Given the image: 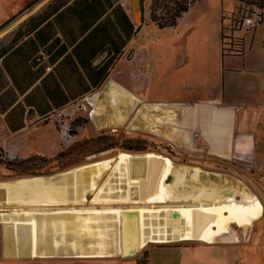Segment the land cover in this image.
<instances>
[{
	"label": "crops",
	"instance_id": "crops-1",
	"mask_svg": "<svg viewBox=\"0 0 264 264\" xmlns=\"http://www.w3.org/2000/svg\"><path fill=\"white\" fill-rule=\"evenodd\" d=\"M29 1H21L16 8L7 10L0 17V24ZM143 4L141 0L140 22L135 24L130 0H67L41 24L30 27L5 52L0 53L1 159L15 162L33 155L46 158L58 153L67 143L60 145L61 136L54 118L67 106L94 93L104 83L91 101L97 110L90 120L95 130L125 129L135 126L131 120L144 118L146 121L140 127L180 148L192 142L194 133H197L211 155L250 160L263 167L264 10L260 9V23L253 26L248 42L251 47L255 38L256 45L252 50L255 48L260 60L258 68L246 67L252 59L244 62L243 48L240 55H234L240 56L238 66H242L229 73H240V76L248 73L242 91H248L250 95L253 93L254 102L225 97L224 72L235 68L231 66L234 56H221L226 69L222 64L219 68L215 65L211 71L199 74L186 67L188 82L191 81V87H196L192 89L197 91L196 98L170 100L143 96L146 91L136 95L130 82L129 87H125V84L128 86V77L132 81L130 72L134 62L125 63L122 60L126 59L130 50L135 56L136 48L148 47L147 56L154 54L151 50L153 45L146 44L141 35L146 17V12L142 11ZM190 10L192 8L181 14L175 28ZM228 10L220 0L219 37L225 23L221 17ZM250 28L241 24V29ZM239 31L235 35L242 38L244 45V37ZM111 54L115 55V59L103 70L101 67ZM122 55L124 58L120 60ZM188 63L191 65L190 60ZM179 72L183 74L182 70ZM187 106L189 116L182 110ZM123 156L118 151L111 159L63 171L72 185L69 188L65 180L57 179L56 175L1 180L0 264H57L50 263L56 261L136 264L130 260L119 263L110 258L127 259L125 257L151 245V240L153 244L169 240L193 241L189 239L190 233L195 235L197 230L187 227L188 219L193 217L196 222L200 218L198 212L202 209V202L212 194L222 204L213 207L209 203L208 210H205V217L213 222L202 230L203 236L198 241H207L203 245L238 243V237L231 239L227 236L226 232L232 228L230 223H234L229 216L235 220L241 217L246 220V217L262 213L259 201L247 191L246 185L238 178L225 174L228 180L213 176L202 181L201 201L192 206L194 211H186L182 218L184 208L195 201L191 198L193 181L189 168L161 155L148 154L146 169L125 171ZM141 178L144 180L142 198L147 203V232L144 218H140L139 228L132 231L126 218L113 217L115 207L120 206L121 200L130 198V190H136ZM217 182L221 184H211ZM144 202L139 204L137 211L144 210ZM250 210L255 212L249 213ZM93 220L101 221V226L92 228ZM181 222L183 233L179 234L174 229ZM238 227L242 228L241 225ZM184 230L188 231V237L184 236ZM205 230L210 232L209 237L205 236ZM242 232V239L245 240L247 234L244 230ZM217 235L220 239L218 237L215 243H211L212 237ZM181 248H184L181 264H192L193 257L202 258L201 249L197 250L194 246ZM225 264L229 263L225 260Z\"/></svg>",
	"mask_w": 264,
	"mask_h": 264
},
{
	"label": "rangeland",
	"instance_id": "rangeland-1",
	"mask_svg": "<svg viewBox=\"0 0 264 264\" xmlns=\"http://www.w3.org/2000/svg\"><path fill=\"white\" fill-rule=\"evenodd\" d=\"M21 1L24 2V0H0V17H2L7 10L9 11L16 8ZM59 1L60 0H36L31 4L28 2L18 12L1 23L0 35L2 38L0 39V49L10 46L15 39L24 35L29 28L33 26L38 17L48 14L52 7ZM143 1L142 11L146 12V17L143 21L145 25L142 27L141 35L145 39L146 44L149 46L151 44L153 45L151 46V50L154 56L152 54L147 56L149 52L148 47H142L135 49V56L133 55V51L130 50L127 57H125L126 59L124 61L122 60V62L125 63L133 61L132 57H134L133 59L145 60V62L143 60L140 61L141 66H143L144 62L146 68L144 72V91L146 92L143 96L170 100H190L196 98L195 93L197 91L192 90L196 87H191V81L188 82V71L186 67L197 71L199 74L201 72L211 71V67L215 65L219 68L222 64V67L225 68L223 65L224 59L220 56V48L222 49L221 52L224 54L223 56H234L236 54L235 50L239 48V44L242 40L241 37L235 35L239 30L238 33L244 37V45L241 43L242 48H244L242 59H244V62H249L252 59L251 63L247 64V68L251 69V66H256L258 68L260 60L255 53V48L252 50L253 46L256 45L255 38L252 39L251 47H249L248 43L251 40L250 33L253 27L247 30L241 29V22L242 17L248 15L249 12L259 13V3L263 0H222V6L229 10L225 11L221 17V20H225L226 23H223L221 38L219 37L220 21L218 19L220 0H197L198 3L191 7L192 10L178 22L179 26L177 28L165 27L162 29H158L156 25L151 23L148 19V14L152 7L151 1ZM167 5L170 4L168 3ZM157 11H160V9H157ZM160 13L162 14V12ZM135 24H138V22L136 21ZM138 46H143V44H139ZM249 57L250 59L248 60ZM123 58L124 55H122L120 60ZM189 60L191 61V65L188 63ZM231 61V66L235 68H232V71L227 69L226 72H224L226 73L224 74V92L227 93L225 97L230 100L236 99L241 102L244 100L254 102L256 98L253 93L250 95V92L242 91L243 83H246L245 77L249 76L248 73L246 75L242 74L241 76L240 73L234 75L229 74L242 66H238L240 56H234ZM181 63H184V65L179 66ZM179 70H182L183 74L179 72ZM108 78L109 75L105 81ZM129 82L132 83L131 79L128 77V86L125 84L126 88L129 87ZM103 84L96 89L95 93L101 90ZM123 90L125 91L124 88ZM203 93L204 91H202L201 94ZM142 94L143 93H141V95ZM79 105L80 107L82 106L80 109L78 108ZM187 109L188 111L186 112ZM87 110L86 104L83 101H78L67 106L64 110L60 111V116L54 118L56 120L57 130H59L58 122L63 120L68 123L70 129L68 135H63L59 138L60 145L67 143V146H63L58 152L59 154L56 153L52 156L43 158V160L35 159L32 164L28 163L27 165L25 163L12 162L6 166L3 163L6 160L1 161L0 181L28 177L31 176L29 172H33L39 174L36 176L56 175L57 179L61 181L65 180L66 186L69 188L72 187V185L62 172L77 167L78 165L93 163L102 159H111L120 151L124 155L123 170L136 171L147 168L149 161L148 154L161 155L173 161L175 164L187 166L191 172L193 181L191 198H193L192 201H195L193 204L189 203L184 208L182 212L183 218L186 211L190 209L194 211L192 206L198 205L199 200L201 201L200 190L201 183L204 179L207 181L209 177L213 176L223 178L226 177L224 176L225 174L232 175L246 185L245 188L248 192L250 191L251 194L256 196V200L259 201L258 203L261 205L262 212L259 214L257 213V215L252 214L253 216H250V218H248L249 220L247 217L246 220L242 217L239 220H235L233 216H229L234 223H230L232 228L226 233H228L227 236L231 239L233 237H238V243L226 245L217 243L208 246L203 245L207 243V241H198L201 240L203 236L202 230L206 229L213 222L208 216L205 217V210H208V204L212 203L213 207L222 204V201L216 199V195L212 194L202 202V209L198 212L200 218L196 222H194L193 217L188 219L187 227L196 228L197 230L195 235L190 233L191 237L189 239L192 238L193 241L169 240L163 241L160 244H153L154 242L151 240V245L143 247V249L135 252L132 256L125 257L127 259H110H114L119 263L130 260L136 264H181L184 251V248L181 247L194 246L197 250L201 249L202 258L199 259L195 257V259L193 257L192 264H225V260L229 264H264V164L263 167H260V165H255L254 162L250 160L240 161L235 157L225 159L213 156L207 152L206 145L198 137L194 138L190 143L186 142L188 144L185 148H180L149 134L143 127H140V125L146 121L144 118L131 120L135 122V126L125 127V129L119 127L95 130L90 121L93 104L89 118L87 117ZM182 110L183 114L187 113L189 116V106L183 107ZM127 120L128 118H126L124 122L126 123ZM111 143L113 147L105 150L104 148ZM121 145L141 146L143 149L141 152H128L121 150ZM114 168L113 166V171H115ZM226 179L228 180V177H226ZM140 180L141 181L136 186V190H130V198L127 201L125 199L121 200L119 203L120 206L115 207L113 217L115 219L126 218V222L130 224L128 228L132 231H136L137 228H139L137 224L141 221L140 218H144L146 220L145 226L147 232V203L146 199L142 198V196H144V194L142 195V186L144 185L142 181L144 180H142V178ZM218 182L211 184H214V186L221 184ZM208 186H210V184ZM142 202H144V210L137 211L136 208H138L139 204L141 205ZM251 212L250 210L249 213ZM254 212L255 210L252 213ZM95 225L101 226V221L93 220L92 228L96 229ZM239 225H241L242 228L238 227ZM35 226L36 224L34 227ZM181 227L182 222L175 226L174 231L182 234L183 228ZM243 230L244 233L247 234L245 235L247 238V240L245 238L246 241L242 239L244 238L242 235ZM187 232V230H184V236ZM0 233V248L2 249L1 226ZM209 235L210 232L207 233L205 230V236L209 237ZM188 236L189 235H186L185 237ZM218 237L220 239L218 235L213 236L211 243H215ZM191 249L192 248L189 250ZM50 263L78 264L68 261Z\"/></svg>",
	"mask_w": 264,
	"mask_h": 264
},
{
	"label": "trees",
	"instance_id": "trees-1",
	"mask_svg": "<svg viewBox=\"0 0 264 264\" xmlns=\"http://www.w3.org/2000/svg\"><path fill=\"white\" fill-rule=\"evenodd\" d=\"M36 0H31L29 2V4L35 2ZM67 0H60L54 7H52L51 11L46 14L43 15L41 17H38L35 21V23L33 24L34 27L38 26L39 24H41L50 14H52L53 12H55L59 7H61ZM151 1V9L150 12L148 14V19L150 22H152L153 24L156 25V27L158 29H162L165 27H175L177 19L181 16L182 13L186 12L189 8H191L197 0H150ZM170 5H167V4ZM259 8L264 10V1H260L259 3ZM157 9H160V11H157ZM162 12V14L160 13ZM257 17L256 19V24L260 23V14L259 13H253V12H249L248 15H245L243 18H248V17ZM2 25V24H1ZM0 25V26H1ZM222 34V33H221ZM220 34V38L222 37V35ZM17 39H15L13 42H15ZM242 40L239 44V48L237 50H235V55H240V53L242 52ZM9 47V46H8ZM1 48L0 49V53L5 52V50L8 48ZM221 48H220V56H223L224 54L221 52ZM115 59V55L111 54L110 56H108L106 58V60L104 61L103 65H102V69H106L107 67H109V65L113 62V60ZM144 61V59H142ZM141 59H134L133 60V67L132 70L130 72L131 76H132V84H133V92L134 94L138 95L144 92L145 90V78H144V72H145V66H144V62H143V66H141L140 61H142ZM141 66V67H140ZM97 112L96 109L93 108V113L92 115H94ZM91 115V116H92ZM113 147V144H108L104 149H109ZM121 150L124 151H133V152H141L142 151V147L141 146H131V145H126L120 146ZM103 150V149H102ZM59 154V153H57ZM43 160V158L37 157L35 155L30 156L26 159L23 160H19V161H15L18 163H25L26 165L28 163L34 162V160ZM4 161L1 160V153H0V162ZM4 165H8L9 161H5L3 162ZM14 163V162H13ZM29 175L31 176H36L39 175L37 173H33V172H29Z\"/></svg>",
	"mask_w": 264,
	"mask_h": 264
},
{
	"label": "built area",
	"instance_id": "built-area-1",
	"mask_svg": "<svg viewBox=\"0 0 264 264\" xmlns=\"http://www.w3.org/2000/svg\"><path fill=\"white\" fill-rule=\"evenodd\" d=\"M187 1H188V0H187ZM256 19H257L256 16H255L254 18H252V17L243 18L241 24H242V25H246L247 27H253V26L256 24ZM94 94H95V92H94V93H91V94H89V95H87V96H84V97L80 100V102L83 101V102L86 104L87 108H88V110H87V117H88V118H89L90 113H91V111H92V104H91V102H90V99L93 97ZM81 107H82V106H81ZM81 107H80V105H79L78 108L80 109ZM78 108H76V109H78ZM76 109H75V110H76ZM84 112H85V110H84ZM58 116H60V113L57 114V117H58ZM58 125H59L58 133H59V135H60L61 137H62L63 135H68V134H69L70 129H69V125H68L67 122H65L64 120H63V121H59V122H58Z\"/></svg>",
	"mask_w": 264,
	"mask_h": 264
},
{
	"label": "water",
	"instance_id": "water-1",
	"mask_svg": "<svg viewBox=\"0 0 264 264\" xmlns=\"http://www.w3.org/2000/svg\"><path fill=\"white\" fill-rule=\"evenodd\" d=\"M140 1L141 0H130V10L132 12V21L140 22ZM208 152V148H207ZM209 153V152H208Z\"/></svg>",
	"mask_w": 264,
	"mask_h": 264
},
{
	"label": "bare ground",
	"instance_id": "bare-ground-1",
	"mask_svg": "<svg viewBox=\"0 0 264 264\" xmlns=\"http://www.w3.org/2000/svg\"><path fill=\"white\" fill-rule=\"evenodd\" d=\"M95 97H92L90 101H92ZM194 137L197 138V133H194Z\"/></svg>",
	"mask_w": 264,
	"mask_h": 264
}]
</instances>
